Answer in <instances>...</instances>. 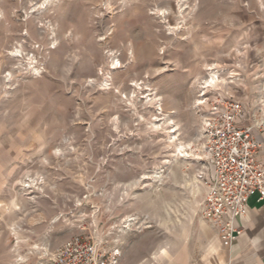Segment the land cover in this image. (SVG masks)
I'll list each match as a JSON object with an SVG mask.
<instances>
[{
	"label": "rangeland",
	"instance_id": "rangeland-1",
	"mask_svg": "<svg viewBox=\"0 0 264 264\" xmlns=\"http://www.w3.org/2000/svg\"><path fill=\"white\" fill-rule=\"evenodd\" d=\"M44 1L0 0V264L79 233L201 256L195 80L264 118V0Z\"/></svg>",
	"mask_w": 264,
	"mask_h": 264
},
{
	"label": "built area",
	"instance_id": "built-area-1",
	"mask_svg": "<svg viewBox=\"0 0 264 264\" xmlns=\"http://www.w3.org/2000/svg\"><path fill=\"white\" fill-rule=\"evenodd\" d=\"M207 69L206 75L214 71L217 80L207 85L203 78L196 79L192 103L198 117L193 171L203 191L199 218L216 230L221 245L230 246L242 232L235 220L246 214L250 197L258 194V199L264 198V159L258 157L261 141L255 135L256 129L264 128V118L241 123L249 103L220 90L218 69ZM231 74L228 82H233ZM130 217L127 220L132 224L139 220ZM120 244L118 236L109 241L79 233L57 246L47 264H120Z\"/></svg>",
	"mask_w": 264,
	"mask_h": 264
},
{
	"label": "crops",
	"instance_id": "crops-1",
	"mask_svg": "<svg viewBox=\"0 0 264 264\" xmlns=\"http://www.w3.org/2000/svg\"><path fill=\"white\" fill-rule=\"evenodd\" d=\"M255 135L261 141L258 157L264 159V128L256 129ZM3 170L0 166V174ZM235 223L242 228L241 234L230 246H223L216 230L199 218L198 239L205 244L203 254L193 259L170 251L168 256L166 246H156L151 234L140 233L129 237L122 247L120 264H264V198L258 199V194L250 197L246 214Z\"/></svg>",
	"mask_w": 264,
	"mask_h": 264
},
{
	"label": "bare ground",
	"instance_id": "bare-ground-1",
	"mask_svg": "<svg viewBox=\"0 0 264 264\" xmlns=\"http://www.w3.org/2000/svg\"><path fill=\"white\" fill-rule=\"evenodd\" d=\"M49 1L50 0H45L44 2H43V4H49ZM30 4L31 5H34L35 6V4L33 3V0H30ZM55 41H56V39L55 40H53V44L55 43ZM54 47V46H53ZM10 54H11V56H13V57H20L21 56V52H20V49H17V48H15L14 50L12 49V51H10ZM217 80V78H215V72L213 71V72H210V74L209 75H207V79H205V80H203L204 81V83H206L207 85H209V84H211V83H214L215 81ZM163 123V122H162ZM169 123H171L170 121H169ZM168 138H171L170 137V135L168 136ZM187 146H189V145H187ZM180 148H182V149H180L179 151L180 152H184L186 149H187V147L185 148V145H180ZM186 152V151H185ZM187 154H188V152H187ZM129 222V221H131V220H126V222Z\"/></svg>",
	"mask_w": 264,
	"mask_h": 264
}]
</instances>
